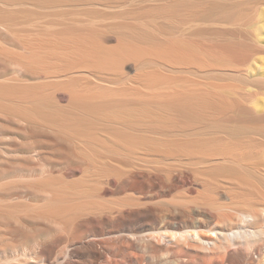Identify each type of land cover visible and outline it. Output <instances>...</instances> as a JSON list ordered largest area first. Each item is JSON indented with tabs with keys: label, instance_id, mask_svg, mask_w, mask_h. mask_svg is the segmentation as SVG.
<instances>
[{
	"label": "bare ground",
	"instance_id": "1",
	"mask_svg": "<svg viewBox=\"0 0 264 264\" xmlns=\"http://www.w3.org/2000/svg\"><path fill=\"white\" fill-rule=\"evenodd\" d=\"M239 1L0 0V264H264Z\"/></svg>",
	"mask_w": 264,
	"mask_h": 264
},
{
	"label": "rangeland",
	"instance_id": "2",
	"mask_svg": "<svg viewBox=\"0 0 264 264\" xmlns=\"http://www.w3.org/2000/svg\"><path fill=\"white\" fill-rule=\"evenodd\" d=\"M263 3H264V1H263ZM216 6L219 8H225L228 10H230V9L235 10L236 14L238 15L240 13L242 14V13L246 12V10H248V9H253V8L259 7V0H242V1H239L237 3L236 2L217 3ZM232 23L235 24V26H238V24L240 23V16H237L235 18V20L232 21ZM5 48H8V47L5 46ZM244 49H246V47ZM246 50L249 51V49H246ZM235 61H236V59L234 60L232 67L236 66ZM238 68L245 71V74L249 75L252 78H259L260 74L264 73V54H256V55L252 54V55H250L248 60L245 63H243V65L241 67H238ZM255 68H257V70ZM207 82H213L216 84L228 85L230 87L235 86V87L242 88L244 90H248L250 88L248 85L246 86V84H244L238 78H229L227 80H209ZM258 86L262 87L264 85L258 84ZM224 94L228 97L232 96L234 98H238V96H234L232 92H224ZM59 97H61V98L63 97L62 93L59 94ZM238 100H239V98L237 99V101ZM240 101H242V100H240ZM205 117H206V113L201 112L200 118L204 119ZM224 117L225 116H222L221 118H224ZM245 119L248 120V125H250V126L254 125V122L252 121L253 118L251 116H245ZM263 124H264V122H263ZM180 174L182 176H185L184 172H181Z\"/></svg>",
	"mask_w": 264,
	"mask_h": 264
}]
</instances>
